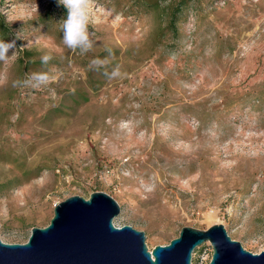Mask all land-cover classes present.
Instances as JSON below:
<instances>
[{
    "label": "rangeland",
    "instance_id": "1",
    "mask_svg": "<svg viewBox=\"0 0 264 264\" xmlns=\"http://www.w3.org/2000/svg\"><path fill=\"white\" fill-rule=\"evenodd\" d=\"M58 5L0 0V42H14L0 59V240L25 243L55 204L102 191L149 250L221 223L263 251L264 0H90L84 53L63 44ZM211 255L206 242L191 262Z\"/></svg>",
    "mask_w": 264,
    "mask_h": 264
},
{
    "label": "water",
    "instance_id": "2",
    "mask_svg": "<svg viewBox=\"0 0 264 264\" xmlns=\"http://www.w3.org/2000/svg\"><path fill=\"white\" fill-rule=\"evenodd\" d=\"M120 205L108 193L72 195L54 205L47 226L32 227L25 243L0 240V264H192L195 248L208 242V264H264V250L252 253L221 223L181 228L177 237L151 250L143 231L115 226Z\"/></svg>",
    "mask_w": 264,
    "mask_h": 264
},
{
    "label": "clouds",
    "instance_id": "3",
    "mask_svg": "<svg viewBox=\"0 0 264 264\" xmlns=\"http://www.w3.org/2000/svg\"><path fill=\"white\" fill-rule=\"evenodd\" d=\"M57 2L66 9V16L61 23L63 44L71 50L79 49L82 53L89 51L93 46L88 31L90 0H57ZM13 46L14 42H0V59L5 58ZM113 75H119L118 69L114 70ZM36 80L39 84L47 80V77L37 76Z\"/></svg>",
    "mask_w": 264,
    "mask_h": 264
},
{
    "label": "trees",
    "instance_id": "4",
    "mask_svg": "<svg viewBox=\"0 0 264 264\" xmlns=\"http://www.w3.org/2000/svg\"><path fill=\"white\" fill-rule=\"evenodd\" d=\"M143 1H150V2L155 1L156 2L157 0H143ZM53 3H56V2L54 1ZM58 6H59L60 10L63 11L64 14H66V9L62 5H58ZM178 10H179V8L176 7L175 11H178ZM175 14H176L175 12L172 13L170 21H169V26H170L171 29H176L175 23H176L177 18H176ZM0 30L2 32L5 31V26L3 25V20H0Z\"/></svg>",
    "mask_w": 264,
    "mask_h": 264
}]
</instances>
